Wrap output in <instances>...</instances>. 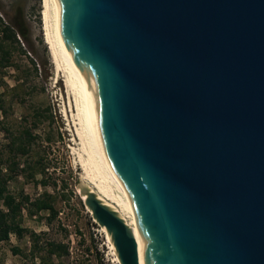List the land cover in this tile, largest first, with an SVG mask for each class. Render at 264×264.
Wrapping results in <instances>:
<instances>
[{"label": "water", "instance_id": "water-1", "mask_svg": "<svg viewBox=\"0 0 264 264\" xmlns=\"http://www.w3.org/2000/svg\"><path fill=\"white\" fill-rule=\"evenodd\" d=\"M84 159L154 264H264V0H51ZM119 264L149 250L84 182Z\"/></svg>", "mask_w": 264, "mask_h": 264}, {"label": "rangeland", "instance_id": "rangeland-1", "mask_svg": "<svg viewBox=\"0 0 264 264\" xmlns=\"http://www.w3.org/2000/svg\"><path fill=\"white\" fill-rule=\"evenodd\" d=\"M41 1L0 0V18L14 28L19 40L8 67L0 64V162L4 169L11 168L6 172L15 197L35 199L49 192L57 216L48 223L47 212L32 217L23 210L21 226L39 238L33 242L30 234L23 238L11 235L0 244V264H114L107 237L94 222L77 186L83 171L73 148L79 146L74 145L59 77L44 41ZM27 129L35 137L31 151L16 155L11 143ZM43 179L46 186L39 183ZM49 242L64 244L68 254L50 256L41 249Z\"/></svg>", "mask_w": 264, "mask_h": 264}, {"label": "trees", "instance_id": "trees-1", "mask_svg": "<svg viewBox=\"0 0 264 264\" xmlns=\"http://www.w3.org/2000/svg\"><path fill=\"white\" fill-rule=\"evenodd\" d=\"M20 34L24 35V29L19 26ZM19 43L17 32L10 25H6L0 18V64L3 67H8L12 57L14 46ZM35 65V64H34ZM0 111H3V98L0 95ZM24 138V139H23ZM35 139L32 130L27 129L11 143L12 151L16 155L25 156L31 151L32 141ZM0 162V244L8 242L11 235H16L18 238H23L25 234H30L31 239L35 242L39 236L35 232H30L28 229L21 226V217L23 210L30 216L38 215L42 212H47L48 223L57 216V210L54 205V198L49 192H44L39 197L32 199L30 196L15 197L9 190L10 174L4 169ZM11 169V168H10ZM33 179H35L33 177ZM40 184L46 186V180H41ZM46 250L50 256L61 257L68 254V248L61 243L49 242L46 247L41 248Z\"/></svg>", "mask_w": 264, "mask_h": 264}, {"label": "bare ground", "instance_id": "bare-ground-1", "mask_svg": "<svg viewBox=\"0 0 264 264\" xmlns=\"http://www.w3.org/2000/svg\"><path fill=\"white\" fill-rule=\"evenodd\" d=\"M41 4H42L41 17H42V28H43L44 41L48 47L51 61L53 65L55 66L56 72L59 77V55H58V51H57V47L55 43L54 34H53L51 0H42ZM65 114H66V111H65ZM66 119L68 120V118ZM69 127H70L69 130L73 132L70 126V123H69ZM73 137H74L73 142L75 143L74 145L77 147L78 144L74 136V133H73ZM73 151L75 154H77L78 159H79L78 163L81 167V170L83 171L82 172L83 177L81 176L82 177L81 181L84 182L86 185H88L95 192L97 196H99L104 201H106L108 204H110L115 209V211L120 214V216L126 222L128 228L144 243V245L149 250V255H148V258L145 264H154L153 260L151 259L152 256H151L150 240L145 230L143 229V227L137 222V220L124 207V205L115 196V194L111 191V189L107 186V184L102 180V178L96 173V171L84 159V157L81 154L80 149L73 148ZM102 231L104 232L103 229ZM107 244H108V249L110 250V254L112 256L113 263L119 264L111 248L108 238H107Z\"/></svg>", "mask_w": 264, "mask_h": 264}, {"label": "built area", "instance_id": "built-area-1", "mask_svg": "<svg viewBox=\"0 0 264 264\" xmlns=\"http://www.w3.org/2000/svg\"><path fill=\"white\" fill-rule=\"evenodd\" d=\"M94 222H95V220H94ZM96 223V222H95ZM97 224V223H96ZM98 225V224H97ZM99 226V225H98ZM100 227V226H99ZM101 228V227H100ZM112 263H113V261H112Z\"/></svg>", "mask_w": 264, "mask_h": 264}]
</instances>
